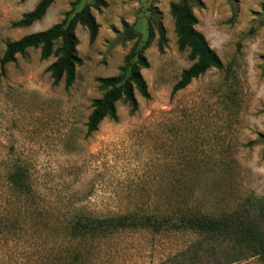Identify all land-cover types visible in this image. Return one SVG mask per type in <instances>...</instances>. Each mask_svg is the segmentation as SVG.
<instances>
[{
    "label": "rangeland",
    "instance_id": "374dc122",
    "mask_svg": "<svg viewBox=\"0 0 264 264\" xmlns=\"http://www.w3.org/2000/svg\"><path fill=\"white\" fill-rule=\"evenodd\" d=\"M38 1L0 0V57L7 42L47 29L89 2L52 0L38 21L12 25ZM105 1L106 7L91 8L99 24L92 42L86 28L75 27L81 63L68 88L62 80L52 83L46 67L56 57L40 58L39 48L0 68V264H52L67 240L64 225L80 213L163 206L168 194L191 192L202 209L248 193L264 198V147L255 143L264 134V0H187L223 68H208L173 94L192 63L188 48L177 47L170 13V4L181 0ZM134 45L148 62L141 74L149 98L134 90V112L117 100V119L104 117L86 135L91 100L103 93L97 78L118 74ZM17 169L26 190L10 180ZM193 237L122 231L92 243L86 264L182 258L192 253ZM214 252L200 251L199 264H212Z\"/></svg>",
    "mask_w": 264,
    "mask_h": 264
},
{
    "label": "trees",
    "instance_id": "16d2710c",
    "mask_svg": "<svg viewBox=\"0 0 264 264\" xmlns=\"http://www.w3.org/2000/svg\"><path fill=\"white\" fill-rule=\"evenodd\" d=\"M52 0H39L35 6L22 14L12 23L13 26H29L41 19ZM74 0L71 6L79 3ZM105 0H89L72 15L67 11L63 18L49 28L25 34L15 41L7 42L0 57V68L14 62L17 54H23L28 48H39L40 58L50 55L56 58L47 67L52 83L63 81L68 88L75 78V67L81 63L77 52L78 39L75 27L81 25L88 32L89 41L96 37L99 24L91 8L100 10L106 7ZM170 13L174 19V32L179 50L188 48L191 65L183 69L178 80L173 84L171 93L184 88L193 78L203 74L208 68H223L217 53L209 46L204 35L196 29L197 18L187 0L170 4ZM158 48L164 41L163 28H157ZM132 36V32L128 31ZM136 33V32H135ZM133 33V34H135ZM129 35V36H130ZM148 62L141 48L132 46L125 54L118 74L97 78L98 87L103 92L100 97L91 100V111L87 116L86 135L97 129L99 122L108 117L117 119L115 102L122 100L130 107V112L137 109L134 95L136 90L142 97L149 98L141 69L147 68ZM264 147V134H260L255 143ZM24 173L17 169L10 175L11 182L19 189L26 190ZM194 192L190 194H168L163 206L134 208L122 212L95 216L80 213L64 225L67 240L57 246L54 264H86L90 257L91 245L101 239H108L122 231L150 230L153 232L182 231L192 234L190 244L192 253L175 257L168 256L150 264H199L200 251L210 254L215 251L212 264H240L250 261L264 264V198L253 193L244 195L240 200L221 208L202 209L194 206ZM158 200L159 198H155ZM201 255V254H200ZM213 255V254H210ZM52 262V264H53Z\"/></svg>",
    "mask_w": 264,
    "mask_h": 264
}]
</instances>
